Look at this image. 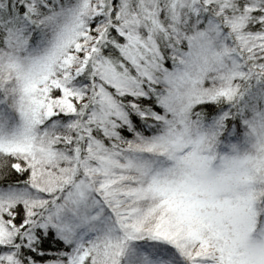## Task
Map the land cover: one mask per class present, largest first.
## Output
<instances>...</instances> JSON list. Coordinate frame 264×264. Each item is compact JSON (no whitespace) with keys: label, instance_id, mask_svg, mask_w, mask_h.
<instances>
[{"label":"snow or ice","instance_id":"1","mask_svg":"<svg viewBox=\"0 0 264 264\" xmlns=\"http://www.w3.org/2000/svg\"><path fill=\"white\" fill-rule=\"evenodd\" d=\"M0 264H264V0H0Z\"/></svg>","mask_w":264,"mask_h":264}]
</instances>
